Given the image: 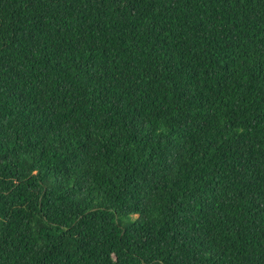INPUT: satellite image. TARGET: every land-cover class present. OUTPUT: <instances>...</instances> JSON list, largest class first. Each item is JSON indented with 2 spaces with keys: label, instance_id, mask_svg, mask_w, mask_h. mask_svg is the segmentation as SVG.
Listing matches in <instances>:
<instances>
[{
  "label": "trees",
  "instance_id": "obj_1",
  "mask_svg": "<svg viewBox=\"0 0 264 264\" xmlns=\"http://www.w3.org/2000/svg\"><path fill=\"white\" fill-rule=\"evenodd\" d=\"M0 264H264V0H0Z\"/></svg>",
  "mask_w": 264,
  "mask_h": 264
}]
</instances>
